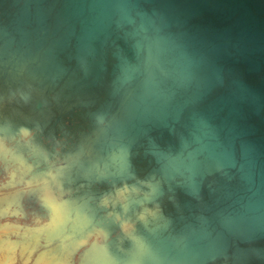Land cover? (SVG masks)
Here are the masks:
<instances>
[{
    "label": "water",
    "instance_id": "obj_1",
    "mask_svg": "<svg viewBox=\"0 0 264 264\" xmlns=\"http://www.w3.org/2000/svg\"><path fill=\"white\" fill-rule=\"evenodd\" d=\"M0 163L31 264H264V0H0Z\"/></svg>",
    "mask_w": 264,
    "mask_h": 264
},
{
    "label": "bare ground",
    "instance_id": "obj_2",
    "mask_svg": "<svg viewBox=\"0 0 264 264\" xmlns=\"http://www.w3.org/2000/svg\"><path fill=\"white\" fill-rule=\"evenodd\" d=\"M4 166L1 165L0 163V170L3 171L4 170ZM4 174H6V172H2L0 179L5 178V176H3ZM20 187L17 188V190H19ZM15 190V189H14ZM10 191V190H9ZM6 193V192H5ZM2 220V219H0ZM9 225V223H7ZM2 225V224H0ZM11 228H13V226L9 225L8 228L3 229L2 231H0V264H15L16 260H19V264H31L32 261L34 260V258L36 257L37 253L36 252H24V250H20V248L13 246L8 240L7 238L9 236H13L10 230ZM14 229V228H13ZM19 229L21 230V233H23L24 229L19 227ZM16 235H19L16 234ZM14 235L13 237L16 238ZM50 259H46V258H39V261H37L36 264H48V262H50Z\"/></svg>",
    "mask_w": 264,
    "mask_h": 264
},
{
    "label": "flooded vegetation",
    "instance_id": "obj_3",
    "mask_svg": "<svg viewBox=\"0 0 264 264\" xmlns=\"http://www.w3.org/2000/svg\"><path fill=\"white\" fill-rule=\"evenodd\" d=\"M9 175V172L7 173L6 172V174H4L3 176H5V178L3 179V177H2V179H0V182H4V180L7 178V176ZM17 190V189H16ZM2 192V191H1ZM1 192H0V194H1ZM12 193V192H14L15 193V190L13 189V190H10L9 191V193ZM7 193V192H6ZM23 211L26 213L27 211H28V209H25L24 210V208H23ZM23 220L20 218V217H17V218H4V219H2V220H0V224H3V223H9V225H11V226H13V228H11L10 230H8V231H11L12 232V235L14 236V235H16V234H21V230L19 229V227H22V224H23ZM28 221H26V223H27ZM13 236H9L8 238H7V240L11 243V241L13 240V239H15ZM1 238H3V237H1ZM15 264H19V260L17 259L16 260V263Z\"/></svg>",
    "mask_w": 264,
    "mask_h": 264
}]
</instances>
